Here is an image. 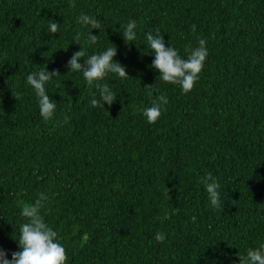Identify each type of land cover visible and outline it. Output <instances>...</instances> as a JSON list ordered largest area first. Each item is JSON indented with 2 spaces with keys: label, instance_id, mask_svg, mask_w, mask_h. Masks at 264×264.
Here are the masks:
<instances>
[{
  "label": "trees",
  "instance_id": "obj_1",
  "mask_svg": "<svg viewBox=\"0 0 264 264\" xmlns=\"http://www.w3.org/2000/svg\"><path fill=\"white\" fill-rule=\"evenodd\" d=\"M0 264H264V0H0Z\"/></svg>",
  "mask_w": 264,
  "mask_h": 264
}]
</instances>
